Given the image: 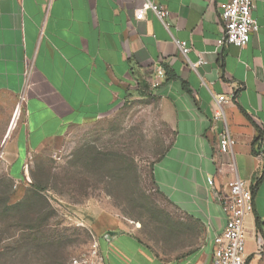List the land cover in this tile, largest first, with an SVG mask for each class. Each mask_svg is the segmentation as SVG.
<instances>
[{"label":"crops","instance_id":"crops-1","mask_svg":"<svg viewBox=\"0 0 264 264\" xmlns=\"http://www.w3.org/2000/svg\"><path fill=\"white\" fill-rule=\"evenodd\" d=\"M152 1L168 10L167 27L152 12L135 20L145 0H0L10 176L22 182L28 156L73 128L136 98L157 99L170 134L153 167L166 214L152 240L98 222L104 264H212L215 238L226 226L218 196L237 178L252 190L247 264H264V0L256 2L258 30L245 48L218 47L223 0ZM176 40L188 43L187 57ZM200 59L206 64L193 68ZM231 94L226 121H215L214 98ZM226 129L235 145L223 154L219 137ZM16 163L23 177L15 176Z\"/></svg>","mask_w":264,"mask_h":264},{"label":"rangeland","instance_id":"rangeland-1","mask_svg":"<svg viewBox=\"0 0 264 264\" xmlns=\"http://www.w3.org/2000/svg\"><path fill=\"white\" fill-rule=\"evenodd\" d=\"M3 101L0 264H66L88 248L101 221L154 239L167 205L153 167L170 140L157 99L136 98L73 128L28 156L19 183L3 156L9 115ZM21 167L15 164V176L23 177Z\"/></svg>","mask_w":264,"mask_h":264},{"label":"built area","instance_id":"built-area-1","mask_svg":"<svg viewBox=\"0 0 264 264\" xmlns=\"http://www.w3.org/2000/svg\"><path fill=\"white\" fill-rule=\"evenodd\" d=\"M257 0H223L220 4V19L224 25L222 36L218 40V47L233 45L245 48L251 39V35L258 30V24L253 16ZM148 12L154 13L167 27L169 17L168 10L161 4L152 0H145L141 8L135 12V20L145 19ZM182 55L187 57L190 47L186 41H177ZM200 59L197 63H191L193 68L205 65ZM165 72L157 70V77L163 78ZM160 86V81L155 80L153 88ZM235 94L229 96L220 95L214 98V120L226 121L224 106L235 100ZM235 140L231 137L228 129L219 137V147L223 154L233 151ZM208 184L214 186L212 178H208ZM218 201L226 218V226L222 233L215 238L214 257L212 264H247L245 219L252 212V190L245 181L237 178L229 185L227 195H219ZM260 242L263 243L260 236ZM263 246V245H261ZM263 251V249H261ZM66 264H104L100 254V243L93 236L88 248L80 255L72 258Z\"/></svg>","mask_w":264,"mask_h":264}]
</instances>
